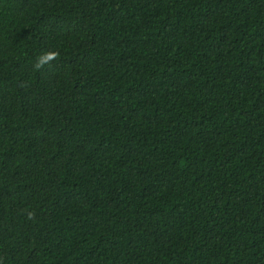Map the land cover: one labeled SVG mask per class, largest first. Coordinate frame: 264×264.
<instances>
[{"label":"trees","instance_id":"obj_1","mask_svg":"<svg viewBox=\"0 0 264 264\" xmlns=\"http://www.w3.org/2000/svg\"><path fill=\"white\" fill-rule=\"evenodd\" d=\"M0 264H264V0H0Z\"/></svg>","mask_w":264,"mask_h":264}]
</instances>
